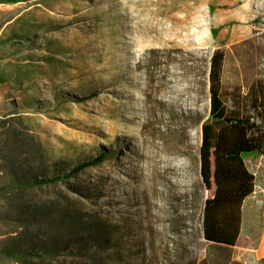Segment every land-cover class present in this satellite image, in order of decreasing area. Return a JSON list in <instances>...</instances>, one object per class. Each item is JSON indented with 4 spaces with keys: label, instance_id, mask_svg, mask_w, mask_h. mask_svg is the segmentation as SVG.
Returning <instances> with one entry per match:
<instances>
[{
    "label": "rangeland",
    "instance_id": "374dc122",
    "mask_svg": "<svg viewBox=\"0 0 264 264\" xmlns=\"http://www.w3.org/2000/svg\"><path fill=\"white\" fill-rule=\"evenodd\" d=\"M214 52L226 109L264 130L250 102L264 87V0H0V119L26 131L24 170L61 179L16 192L0 154V245L19 232L17 207L53 202L111 228L102 264H257L201 236L213 192L199 148ZM150 181L158 236L144 225L140 185ZM0 264L17 263L0 255Z\"/></svg>",
    "mask_w": 264,
    "mask_h": 264
},
{
    "label": "trees",
    "instance_id": "16d2710c",
    "mask_svg": "<svg viewBox=\"0 0 264 264\" xmlns=\"http://www.w3.org/2000/svg\"><path fill=\"white\" fill-rule=\"evenodd\" d=\"M220 60L217 52L210 58L209 115L201 126L199 176L206 190L213 188L211 197L203 203L201 236L214 248L228 249L233 248L239 235L242 202L253 192L254 178L243 159L264 156V130L249 117L226 109L220 95ZM252 95L251 105L264 121V87L260 82L252 88ZM9 122L0 119V134L4 138L0 154L8 166L10 188L22 192L61 180L53 172L48 176L41 171L24 170L17 151L26 131L12 128ZM101 158L102 154L94 162ZM59 164L52 165L55 172L61 167ZM83 167L84 164H78L64 176L76 174ZM13 218L19 232L0 245V255L17 264H53L64 255L86 256L92 264H102L97 258L98 250H106L111 244L112 230L103 221L83 219L53 202L33 209L21 205Z\"/></svg>",
    "mask_w": 264,
    "mask_h": 264
},
{
    "label": "crops",
    "instance_id": "0c3cea01",
    "mask_svg": "<svg viewBox=\"0 0 264 264\" xmlns=\"http://www.w3.org/2000/svg\"><path fill=\"white\" fill-rule=\"evenodd\" d=\"M243 161L253 175L254 186L252 194L242 202L240 230L233 250L237 259L255 260L258 264L264 260V156H247Z\"/></svg>",
    "mask_w": 264,
    "mask_h": 264
},
{
    "label": "bare ground",
    "instance_id": "6f19581e",
    "mask_svg": "<svg viewBox=\"0 0 264 264\" xmlns=\"http://www.w3.org/2000/svg\"><path fill=\"white\" fill-rule=\"evenodd\" d=\"M177 1H179V0H177ZM173 6H174V4H173ZM150 190L153 192V194L151 196L148 193V192H150ZM140 191H143L144 196L147 197L148 200H149L148 206H147V212H146V216H145V220H144V225H145L146 228L152 230V235L158 236L159 230L154 225L157 224V222L159 221V217L160 216L158 215V213H160L161 210L158 209V211L156 212V205L154 204V202L150 201V199L153 198L154 194L156 196H159V192H158V190L156 188V183L153 182V181H150L149 184L143 183V184L140 185Z\"/></svg>",
    "mask_w": 264,
    "mask_h": 264
}]
</instances>
